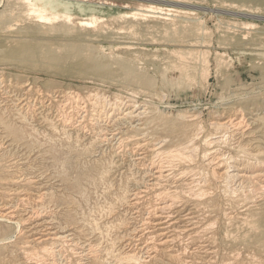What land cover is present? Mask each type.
<instances>
[{
    "label": "rangeland",
    "instance_id": "rangeland-1",
    "mask_svg": "<svg viewBox=\"0 0 264 264\" xmlns=\"http://www.w3.org/2000/svg\"><path fill=\"white\" fill-rule=\"evenodd\" d=\"M25 1L0 0V264H117L134 252L126 264H264V193L233 192L207 160L264 164V0H60L72 19L54 23H38ZM92 16L104 21L80 24ZM135 105L146 114L93 120ZM67 115L82 122L65 126ZM237 116L241 135L207 145L227 133L212 122ZM192 138L199 152L170 158L150 184V161ZM163 190L172 206L154 211Z\"/></svg>",
    "mask_w": 264,
    "mask_h": 264
},
{
    "label": "bare ground",
    "instance_id": "bare-ground-1",
    "mask_svg": "<svg viewBox=\"0 0 264 264\" xmlns=\"http://www.w3.org/2000/svg\"><path fill=\"white\" fill-rule=\"evenodd\" d=\"M11 1V0H10ZM16 1V0H15ZM187 1V0H186ZM5 2V1H4ZM24 3H28V6H29V10L27 11L30 15H33L35 18V20L36 21H38V23L39 22H41V23H47V22H50V23H54V21L56 20V19H58L59 20V18L61 17L62 19V21H64L65 19H68V20H71L72 19V9H73V4L71 3V2H62V1H60V0H26ZM3 4V3H2ZM16 5V4H15ZM178 5V4H177ZM228 5V4H227ZM227 5H225V6H227ZM9 6V5H8ZM27 6V5H26ZM180 6V5H179ZM229 7V6H228ZM231 7H234V6H232L231 5ZM27 8V7H26ZM154 8V7H153ZM184 8V7H183ZM16 9H17V7H16ZM160 9V8H159ZM242 9V8H241ZM8 10H9V8H8ZM161 10V9H160ZM194 10V9H193ZM196 10V9H195ZM244 10V9H243ZM256 10V9H255ZM18 11V10H17ZM30 11V12H29ZM81 11V10H80ZM142 11V10H141ZM169 11V10H168ZM247 11V10H246ZM149 12H151V10L149 11ZM157 12V11H156ZM155 12V13H156ZM178 12V11H177ZM248 12V11H247ZM251 12V11H250ZM256 12V11H255ZM24 13V12H23ZM80 13V12H79ZM154 13V12H153ZM161 13H163L162 11H161ZM160 13V14H161ZM180 13V12H179ZM13 14V13H12ZM19 14V13H18ZM133 14V13H132ZM136 14V13H135ZM163 14H165V13H163ZM187 14V13H186ZM26 15H28V14H26ZM138 14H136V16H137ZM139 15H140V13H139ZM166 15H167V13H166ZM169 15V14H168ZM175 15V14H174ZM184 15V14H183ZM11 16V15H10ZM19 16V15H18ZM125 16V15H124ZM133 16V15H132ZM132 16H129V17H132ZM141 16V15H140ZM177 16V15H176ZM24 17H25V15H24ZM120 17V16H119ZM123 17V16H122ZM122 17H120V19H122ZM133 17H135V16H133ZM144 17V16H143ZM153 17V16H152ZM178 17V16H177ZM186 17V16H185ZM12 18H13V16H12ZM25 18H28V17H25ZM63 18H65V19H63ZM126 18V17H125ZM124 18V19H125ZM127 18H128V16H127ZM137 18H138V16H137ZM137 18H135V19H137ZM140 18V17H139ZM155 18V17H154ZM187 18V17H186ZM15 19V18H14ZM112 19V18H111ZM134 19V20H135ZM140 19H142V18H140ZM160 19V18H159ZM164 19V18H163ZM169 19V18H168ZM167 19V20H168ZM189 19V18H188ZM5 20V19H4ZM24 20V19H23ZM30 20V19H29ZM31 20H33V19H31ZM54 20V21H53ZM61 20H59V21H61ZM68 20H65V21H67L68 22ZM101 21V19L100 18H97L96 16H92V17H90V18H87V19H84V20H81L80 21V24L81 25H92V24H95V23H97L98 21ZM3 21V20H2ZM19 21V20H18ZM34 21V20H33ZM53 21V22H52ZM57 21V20H56ZM99 21V22H100ZM104 20H102L101 22H103ZM112 21V20H111ZM114 21V20H113ZM147 20H145V22H146ZM11 22H13V21H11ZM16 22V21H15ZM119 22H121V21H119ZM175 22V21H174ZM14 23V22H13ZM17 23V22H16ZM16 23H14V24H16ZM21 23H23V21L21 22ZM36 23V22H35ZM40 23V24H41ZM68 24V23H67ZM18 25V24H17ZM70 25H71V22H70ZM199 25V24H198ZM202 25V24H201ZM16 26V25H15ZM21 26V25H20ZM51 26V25H50ZM94 26V25H93ZM174 26V25H173ZM185 26V25H184ZM96 27V26H95ZM237 27V26H236ZM244 27V26H243ZM246 27V26H245ZM252 27V26H251ZM8 28H10V27H8ZM7 28V29H8ZM47 28V27H46ZM70 28V27H69ZM135 28V27H134ZM174 28V27H173ZM175 28H177V27H175ZM41 29V28H40ZM50 29H51V27H50ZM110 29V28H109ZM178 29V28H177ZM247 29V28H246ZM254 29V28H253ZM15 30H16V28H15ZM45 30V29H44ZM61 30H62V28H61ZM87 30V29H86ZM92 30V29H91ZM154 30V29H153ZM8 31V30H7ZM130 31H132V30H130ZM151 31V30H150ZM149 30H148V32H150ZM175 31V30H174ZM200 31V30H199ZM13 32V31H12ZM15 32V31H14ZM62 32H64V30H62ZM69 33H70V31H68ZM111 32V31H110ZM127 32H129V31H127ZM145 32V31H144ZM152 32V31H151ZM163 32H164V30H163ZM173 32V31H172ZM184 32V31H183ZM186 32H187V30H186ZM45 33V32H44ZM67 33V32H66ZM65 33V34H66ZM119 33V32H118ZM123 32L121 31V34H122ZM132 33V32H131ZM157 33V32H156ZM174 33V32H173ZM200 33V32H199ZM199 33H198V35H199ZM205 33V32H204ZM207 33H209V32H206V34ZM228 33V32H227ZM230 33V32H229ZM15 34V33H14ZM82 34V33H81ZM95 34V33H94ZM127 34V33H126ZM130 34V33H129ZM27 35V34H26ZM53 35V34H52ZM120 35V34H119ZM134 35V34H133ZM165 34L163 33V36H164ZM167 35H168V33H167ZM203 35V34H202ZM236 35V34H235ZM249 35V34H248ZM135 36V35H134ZM133 36V37H134ZM80 37V36H79ZM137 37V36H136ZM160 37V36H159ZM165 37V36H164ZM167 37V36H166ZM243 37V36H242ZM245 37H247L246 35H245ZM174 38H175V36H174ZM9 39V38H8ZM114 39V38H113ZM242 39H244V38H242ZM23 40H25V39H23ZM32 41V40H31ZM37 41V40H36ZM135 41H137L136 39H135ZM34 42V41H33ZM49 42V41H48ZM138 42V41H137ZM232 42V41H231ZM56 43H57V41H56ZM152 43V42H151ZM116 44V43H115ZM153 44H154V42H153ZM223 45V44H222ZM251 45V44H250ZM224 46V45H223ZM249 49V48H248ZM203 51V50H202ZM131 53V52H130ZM186 53V52H185ZM189 53V52H188ZM193 54H195V53H193ZM90 55V54H89ZM92 55V54H91ZM104 55V54H103ZM136 55V54H135ZM184 55V54H183ZM189 55V54H188ZM192 55V54H191ZM215 55V54H214ZM216 55H218L217 53H216ZM223 55V54H222ZM221 55V56H222ZM96 56V55H95ZM122 56V55H121ZM120 56V57H121ZM172 56H173V54H172ZM176 55H174V57H175ZM179 56V55H178ZM219 56V55H218ZM94 57V56H93ZM97 57V56H96ZM95 57V58H96ZM113 57V56H112ZM141 57V56H140ZM188 57V56H187ZM191 57V56H190ZM190 57H188V59L190 58ZM206 57V56H205ZM135 58V57H134ZM92 59V58H91ZM103 60H105V57L104 58H102ZM119 59V58H118ZM181 59V58H180ZM184 59V58H183ZM192 59V58H191ZM98 60H99V58H98ZM111 60V59H110ZM137 60V59H136ZM201 60H203V59H201ZM90 61V60H89ZM88 61V62H89ZM198 61V60H197ZM197 61H194V62H197ZM205 61V60H204ZM115 62H117V61H115ZM123 62V61H122ZM218 62V61H217ZM221 62V61H220ZM93 63H94V61H93ZM113 63V62H112ZM130 63V62H129ZM139 63V62H138ZM115 64V63H114ZM137 64V63H136ZM144 64V63H143ZM180 64V63H179ZM188 64V63H187ZM202 64V63H201ZM205 64H206V62H205ZM106 65V64H105ZM128 65V64H127ZM203 66V65H202ZM205 67H207V66H210V65H204ZM121 67V66H120ZM128 67V66H127ZM172 68H174L173 66H171ZM188 68V67H187ZM186 68V69H187ZM78 69V68H77ZM83 69V68H82ZM107 69V68H106ZM122 69V68H121ZM182 69V68H181ZM185 69V68H184ZM207 69V68H206ZM82 71V70H81ZM113 71H114V69H113ZM178 71V70H177ZM180 71H183V74H184V70H180ZM188 71V70H187ZM206 71V70H205ZM80 72V71H79ZM204 72V71H203ZM187 75V74H186ZM205 75V74H204ZM209 75V74H208ZM124 76V75H123ZM145 78V77H144ZM185 78V77H184ZM206 83V82H205ZM72 92V91H71ZM76 93V92H75ZM92 94V93H91ZM128 94V93H127ZM100 95H102V94H100ZM108 95V94H107ZM131 95H133V94H131ZM135 95V94H134ZM49 96V95H48ZM73 96V95H72ZM81 97V96H80ZM72 98V97H71ZM89 98V97H88ZM93 99V98H92ZM82 100V99H81ZM100 100V99H99ZM109 100V99H108ZM123 100V99H122ZM130 100V99H129ZM50 101V100H49ZM55 101V100H54ZM88 101V100H87ZM81 102V101H80ZM79 102V103H80ZM94 102V101H93ZM92 102V103H93ZM125 102V101H124ZM43 103V102H42ZM41 103V104H42ZM69 103V102H68ZM91 103V104H92ZM53 104V103H52ZM81 104H82V102H81ZM83 104H85V103H83ZM44 105V104H43ZM65 105V104H64ZM80 105V104H79ZM127 105V104H126ZM45 106V105H44ZM62 106V105H61ZM61 106H59L58 105V107H61ZM97 106V105H96ZM107 106V105H106ZM124 106V105H123ZM77 107V106H76ZM64 108V107H63ZM82 109H83V107H81ZM106 108V107H105ZM124 108V107H123ZM140 107H138L137 105H135V107H133V108H126V109H119V108H112V109H104V110H96V113L94 114V117H93V120H95V121H97L98 123H99V121L100 120H103V117H105V119L107 118V119H110L111 117H112V115L113 116H117V115H120V114H123L122 116L124 117V116H126V117H130V118H135V117H141L142 115H144V114H146V109H139ZM143 108H145V107H143ZM37 109V108H36ZM41 109V108H40ZM57 109V108H56ZM59 109V108H58ZM95 109V108H94ZM34 110V109H33ZM71 110V109H70ZM75 110V109H74ZM84 110V109H83ZM36 111V110H35ZM77 111V110H76ZM230 111V110H229ZM53 112V111H52ZM67 112V111H66ZM70 111H68V113H69ZM74 112V111H73ZM72 112V113H73ZM84 112V111H83ZM58 113V112H57ZM76 113V112H75ZM182 113V112H181ZM221 113V112H220ZM239 113H240V111H239ZM42 114V113H41ZM66 114V113H65ZM79 114H81V113H79ZM79 114H78V117H79ZM85 114V113H84ZM93 114V113H92ZM186 114V113H185ZM190 114V113H189ZM228 114V113H227ZM234 114H235V112H234ZM58 115H60V114H58ZM57 115V116H58ZM63 115V114H62ZM87 115V114H86ZM191 115V114H190ZM61 116V115H60ZM83 116V115H82ZM121 116V117H122ZM194 116V115H193ZM193 116H191V117H193ZM229 116V115H228ZM51 117V116H50ZM62 117V116H61ZM78 117H76L77 119H78ZM84 117V116H83ZM120 117V118H121ZM164 117V116H163ZM182 117H184V116H182ZM181 117V118H182ZM225 117V116H224ZM56 118H58V117H56ZM60 118V117H59ZM76 118H74L73 116H70V115H67V116H65V117H63V119L61 120V122L65 125V126H74L75 124H77L79 121L76 119ZM80 119L82 118V117H79ZM91 118V117H90ZM187 118V117H186ZM190 118V117H189ZM227 118V117H226ZM245 118V117H244ZM193 119V118H192ZM191 119V120H192ZM216 119V118H215ZM220 119V118H219ZM225 119V118H224ZM243 119V118H242ZM242 119H239L238 118V116L237 117H234V118H229L228 120H217V121H214V122H212L211 124L213 125V127L215 128V129H227V133L225 134V135H222V136H212V137H208V139H205L206 140V142H207V145H209V146H211V145H215V144H218V143H221L224 139L223 138H226V137H229V138H232V137H234V136H236V135H241V133L243 132V128H244V121L242 120ZM59 120V119H58ZM81 120H83V119H81ZM128 120V119H127ZM195 120V119H194ZM48 121V120H47ZM55 121V120H54ZM53 121V122H54ZM56 121H57V119H56ZM90 120H88V122H89ZM110 121V120H109ZM113 121V120H112ZM186 121V120H185ZM199 121V120H198ZM51 122V121H50ZM80 122H82V121H80ZM96 122V123H97ZM104 122V121H103ZM108 122V121H107ZM52 123V122H51ZM55 123V122H54ZM95 123V122H94ZM101 123V122H100ZM116 123V122H115ZM163 124H164V122H162ZM161 123V124H162ZM79 124H81V123H79ZM90 124H92V123H90ZM111 124V123H110ZM193 124V123H192ZM62 125V124H61ZM95 125V124H94ZM132 125V124H131ZM90 126V125H89ZM93 126V125H92ZM161 126V125H160ZM166 126V125H165ZM199 126V125H198ZM96 127V126H95ZM162 127V126H161ZM160 127V129H162ZM174 127V126H173ZM187 127V126H186ZM53 128V127H52ZM55 128V127H54ZM73 128V127H72ZM71 128V129H72ZM105 128V127H104ZM157 128V127H156ZM61 129V128H60ZM66 129V128H65ZM85 129V128H84ZM97 129V128H96ZM154 129V128H153ZM199 129H201V128H199ZM63 130V129H62ZM79 131L81 130V129H78ZM87 130V129H86ZM183 130V129H182ZM189 130V129H188ZM203 130V129H202ZM54 131H55V129H54ZM64 131H67V130H64ZM83 131V130H82ZM166 131V130H165ZM245 131V130H244ZM100 132V131H99ZM84 133V132H83ZM98 133V132H97ZM104 133H107V132H104ZM147 133V132H146ZM179 133V132H178ZM197 133V132H196ZM201 133V132H200ZM254 133V132H253ZM100 134V133H99ZM168 134V133H167ZM185 135H186V133H184ZM215 134V133H214ZM219 134V133H218ZM142 135V134H141ZM140 135V136H141ZM206 135V134H205ZM227 135V136H226ZM143 136V135H142ZM156 136V135H155ZM181 136V135H180ZM198 136V135H197ZM249 136H250V134H249ZM95 137V136H94ZM143 137H145V136H143ZM146 137H148V136H146ZM151 137V136H150ZM157 137V136H156ZM199 137V136H198ZM107 138V137H106ZM139 138V137H138ZM152 138V137H151ZM164 138V137H163ZM168 138V137H167ZM207 138V137H206ZM236 138V137H235ZM239 138V137H238ZM104 139V138H103ZM109 139V138H108ZM153 139H156V138H153ZM170 139H172V138H170ZM195 139H196V137H195ZM204 139V138H203ZM227 139V138H226ZM234 139V138H233ZM237 139V138H236ZM241 139V138H240ZM243 139V138H242ZM260 139V138H259ZM98 140V139H97ZM107 140V139H106ZM168 140V139H167ZM166 140V141H167ZM180 140V139H179ZM204 140V141H205ZM252 140V139H251ZM101 141V140H100ZM160 140H158V142H159ZM163 141V140H162ZM165 141V140H164ZM177 141V140H176ZM227 141V140H226ZM234 141V140H233ZM142 142V141H141ZM157 142V143H158ZM179 142V141H178ZM122 143V142H121ZM137 143H138V141H137ZM153 144H154V142H152ZM156 143V142H155ZM156 143V144H157ZM164 143V142H163ZM175 143V142H174ZM252 143V142H251ZM149 144V143H148ZM151 144V143H150ZM161 144V143H160ZM202 144H204V142L202 143ZM206 144V143H205ZM243 144V143H242ZM138 145V144H137ZM142 145H144V144H142ZM177 145H179L178 143H177ZM194 145V138H192V139H190L189 141H187V142H185L184 144H182V146L181 147H176L175 149H172V150H170L168 153H167V155H165V156H167V157H162V156H160V157H162V158H159V157H156V158H159L158 160H152V162L150 161V164H148V165H150L151 166V169L153 170V173H151L150 174V177H151V179H150V181H151V183L150 184H152V185H154V184H157L163 177H165L166 176V174L168 173H166V174H164L165 173V171H166V168L167 167H169V164L171 163L170 162V158H179V157H181V158H184V155H186V154H188V155H190L191 157H193L194 156V151L196 150L195 149V147L193 146ZM221 145V144H220ZM226 145V144H225ZM136 146V145H135ZM148 146V145H147ZM152 146V145H151ZM157 146H158V144H157ZM175 146V145H174ZM173 146V147H174ZM233 146V145H232ZM240 146V145H239ZM144 147H145V145H144ZM206 147V146H205ZM231 147V146H230ZM244 147V146H243ZM246 147V146H245ZM252 147V146H251ZM141 148V147H140ZM204 148V147H203ZM209 148V147H208ZM232 148V147H231ZM247 148V147H246ZM253 148V147H252ZM154 150H157V149H159V146L158 147H156V146H154V148H153ZM171 149V148H170ZM215 149H217V148H215ZM228 149V148H227ZM241 149V148H240ZM239 149V150H240ZM135 150H136V148H135ZM198 150V149H197ZM196 150V151H197ZM223 150V149H222ZM235 150H237V149H235ZM242 150H244V149H242ZM160 151V150H159ZM159 151H158V153H159ZM206 151V150H205ZM217 151V150H216ZM221 151V150H220ZM133 152H135V151H133ZM156 152V151H155ZM197 152H199V151H197ZM211 152V151H210ZM214 153L213 154H211V156L209 157V158H207V160H208V164H211V163H214L215 161H219V162H221V168H220V172H218V175H219V177H223V180H224V178H225V183H226V185H224V186H226L227 188H229L230 190H233V192L235 191H241V192H248V193H252V194H255L256 192H259V193H264V164L263 163H261V162H259V160L258 161H249V160H242L241 158L239 159V158H235L233 155H230V154H226V153H224V152H215V151H213ZM240 152H244V151H240ZM247 152V151H246ZM131 153V152H130ZM140 153V152H139ZM162 153V152H161ZM166 153V152H165ZM237 153V152H236ZM239 153V152H238ZM257 153V152H256ZM132 154V153H131ZM145 154V153H144ZM152 154V153H151ZM155 154H157V153H155ZM196 154V153H195ZM205 154H206V152H205ZM235 154V153H234ZM255 154V153H254ZM259 154V153H258ZM158 155V154H157ZM193 155V156H192ZM260 155V154H259ZM150 156V155H149ZM154 156V155H153ZM197 156H198V154H197ZM196 156V157H197ZM203 156V155H202ZM235 156H237V155H235ZM240 156V155H239ZM243 156V155H242ZM251 156V155H250ZM257 156V155H256ZM262 156V155H261ZM155 157V156H154ZM188 157V156H187ZM204 157H205V155H204ZM132 158V157H131ZM136 158V157H135ZM137 158H139V157H137ZM198 158V157H197ZM248 158H251V157H248ZM255 158V157H254ZM258 158V157H257ZM190 159V158H189ZM188 159V160H189ZM252 159V158H251ZM151 160V159H150ZM172 160V159H171ZM174 160V159H173ZM176 160H178V159H176ZM186 160V159H185ZM187 160V161H188ZM134 161V160H133ZM170 162V163H169ZM180 162H182V161H180ZM136 163H137V161H136ZM134 164V163H133ZM144 164V163H143ZM206 164H207V162H206ZM141 165V164H140ZM145 166H147V165H145ZM171 166V165H170ZM187 167V166H186ZM205 167V166H204ZM148 168V167H147ZM206 168H208V167H206ZM216 168V167H215ZM141 169H142V167H141ZM173 168H171V170H172ZM193 169V168H192ZM148 170V169H147ZM207 170V169H206ZM213 170V169H212ZM189 171H190V169H189ZM195 171V170H194ZM197 171V170H196ZM216 171V170H215ZM191 172H193V171H191ZM208 172V171H207ZM150 172H148V174H149ZM213 173V172H212ZM174 174V173H173ZM210 174V173H209ZM208 174V175H209ZM146 175V174H145ZM178 175H180V174H178ZM201 175V174H200ZM205 175V174H204ZM207 175V174H206ZM172 176V175H171ZM170 176V177H171ZM195 176V175H194ZM212 176H214V175H212ZM16 177V176H15ZM179 177V176H178ZM192 177V176H191ZM199 177V176H198ZM149 178V177H148ZM192 178H195V177H192ZM166 179V178H165ZM173 179V178H172ZM218 179V178H217ZM20 180V179H19ZM204 180V179H203ZM173 181V180H172ZM192 181V180H191ZM198 181V180H197ZM145 182H147V181H145ZM168 182V181H167ZM179 182H181V181H179ZM186 182V181H185ZM198 182H200V181H198ZM205 182V181H204ZM214 182H216L215 180H214ZM220 182V181H219ZM222 182V181H221ZM182 183V182H181ZM202 183V182H201ZM224 183V182H223ZM148 184V183H147ZM195 184H197V183H195ZM194 184V185H195ZM204 184V183H203ZM163 185V184H162ZM170 185H173V183L172 184H170ZM198 185H200V184H198ZM206 185V184H205ZM216 185V184H215ZM155 186V185H154ZM217 186H219V185H217ZM144 187V186H143ZM153 187V186H152ZM158 187V186H157ZM188 188H189V186H187ZM225 187V188H226ZM187 188V189H188ZM206 188V187H205ZM218 188V187H217ZM222 188H224V187H222ZM191 189V188H190ZM16 190V189H15ZM21 190V189H20ZM140 190V189H139ZM152 190V189H151ZM174 190V189H173ZM186 190V189H185ZM211 190V189H210ZM219 190V189H218ZM223 190V189H222ZM23 191V190H22ZM28 191V190H27ZM144 191V190H143ZM164 192L163 193H159V192H157V193H159V199L158 200H160V202L157 204V206H156V208H155V210L154 211H157V210H165V209H167V207H170V205H171V201H167V197L169 196V194L168 193H165V190H163ZM175 191V190H174ZM180 191V190H179ZM204 191V190H203ZM212 191V190H211ZM13 192V191H12ZM15 192V191H14ZM161 192V191H160ZM167 192H169V191H167ZM177 192V191H176ZM187 192V191H186ZM227 192V191H226ZM11 193V192H10ZM23 193V192H22ZM137 193V192H136ZM182 193V192H181ZM190 194H192L193 192H189ZM211 193V192H210ZM237 193V192H236ZM247 193V194H248ZM134 194H135V192H134ZM138 194V193H137ZM182 194H184V193H182ZM198 194V193H197ZM216 194V193H215ZM235 194V193H234ZM243 194V193H242ZM122 195H124V194H122ZM194 195V194H193ZM218 195V194H217ZM216 195V196H217ZM226 195V194H225ZM238 195V194H237ZM248 195H250V194H248ZM247 195V196H248ZM264 195V194H263ZM133 196V195H132ZM158 196V195H157ZM172 196V195H171ZM179 196V195H178ZM187 196V195H186ZM196 196V195H195ZM215 196V195H214ZM215 196V197H216ZM229 196V195H228ZM234 196V195H233ZM242 197H243V195H241ZM245 196V195H244ZM251 196V195H250ZM258 196H260V195H258ZM12 197V196H11ZM28 197V196H27ZM125 197V196H124ZM140 197V196H139ZM155 197V196H154ZM174 197V196H173ZM197 197H198V195H197ZM204 197V196H203ZM241 197V198H242ZM264 197V196H263ZM8 198V197H7ZM25 198V197H24ZM29 198V197H28ZM27 198V199H28ZM175 198V197H174ZM173 198V199H174ZM178 198V197H177ZM191 198V197H190ZM193 198V197H192ZM201 198V197H200ZM199 197L197 198V199H200ZM226 198V197H225ZM237 198H239V197H237ZM249 198V197H248ZM256 198V197H255ZM13 199V198H12ZM32 199V198H31ZM164 199V200H163ZM172 199V201H174ZM247 199V198H246ZM260 199V198H259ZM262 199V198H261ZM2 200V199H1ZM15 200V199H14ZM126 200V199H125ZM163 200V201H162ZM169 200V199H168ZM178 200V199H177ZM251 200H253V199H251ZM256 200V199H255ZM123 201H124V199H123ZM246 201V200H245ZM254 201V200H253ZM263 201V200H262ZM1 202V201H0ZM5 202V201H4ZM3 202V203H4ZM29 202V201H28ZM126 202V201H125ZM130 202V201H129ZM134 202H136V201H134ZM138 202V201H137ZM158 202V201H157ZM230 202V201H229ZM8 203V202H7ZM33 203V202H32ZM127 203V202H126ZM130 203H132V202H130ZM226 203V202H225ZM252 203V202H251ZM12 204V203H11ZM186 204V203H185ZM229 204V203H228ZM253 204V203H252ZM251 204V205H252ZM5 205V204H4ZM126 205V204H125ZM153 205V204H152ZM3 206V205H2ZM128 206V205H127ZM172 206V205H171ZM177 206V205H176ZM175 206V207H176ZM185 206V205H184ZM249 206V205H248ZM14 207V206H13ZM137 207V206H136ZM219 207H220V205H219ZM4 208V207H3ZM16 208V207H15ZM14 208V209H15ZM13 209V208H12ZM12 209H11V211H12ZM20 209V208H19ZM149 209H151V208H149ZM195 209H197V208H195ZM37 210V209H36ZM39 210V209H38ZM110 210V209H109ZM194 210V209H193ZM201 210V209H200ZM10 211V210H9ZM8 212V211H7ZM18 213V212H17ZM34 213V212H33ZM37 214H38V212H36ZM155 213V212H154ZM153 213V214H154ZM224 213V212H223ZM245 213V212H244ZM263 213V212H262ZM26 214V213H25ZM27 214H29V213H27ZM3 215V214H2ZM14 215H15V213H14ZM17 215V214H16ZM39 215V214H38ZM38 215H36V216H38ZM156 215V214H155ZM213 215V214H212ZM251 215V214H250ZM5 217H8V215H4ZM20 216V215H19ZM35 216V217H36ZM169 216V215H168ZM205 216V215H204ZM237 216V215H236ZM239 216V215H238ZM16 217V216H15ZM28 217H30V216H28ZM27 217V218H28ZM33 217H34V215H33ZM154 217V216H153ZM190 217V216H189ZM240 217V216H239ZM21 218V217H20ZM24 218V217H23ZM26 218V219H27ZM39 218V217H38ZM91 218V217H90ZM177 218V217H176ZM1 219H3V218H1ZM5 219V218H4ZM3 219V220H4ZM15 219V218H14ZM26 219H24V220H26ZM10 220V219H9ZM30 220H32V219H30ZM145 220V219H144ZM167 220V219H166ZM194 220V219H193ZM13 221V220H12ZM16 221V220H15ZM36 221V220H35ZM157 221V220H156ZM165 221V220H164ZM22 222V221H21ZM95 222V224H97L96 222L97 221H94ZM94 222H92L93 224H94ZM247 222V221H246ZM25 223V222H24ZM117 223V222H116ZM144 223V222H143ZM152 223V222H151ZM157 223V222H156ZM242 223V222H241ZM102 224V223H101ZM125 224V223H124ZM148 224H149V222H148ZM179 224V223H178ZM107 225V224H106ZM105 225V226H106ZM119 225V224H118ZM89 226V225H88ZM92 225H90L89 227H91ZM95 226V225H94ZM102 226V225H101ZM109 226V225H108ZM107 226V228H109ZM115 226V225H114ZM120 226V225H119ZM197 226V225H196ZM96 227V226H95ZM98 227V226H97ZM122 227V226H121ZM150 227V226H149ZM158 227V226H157ZM161 227V226H160ZM164 227V226H163ZM195 227V226H194ZM211 227V226H210ZM93 228V227H92ZM91 228V229H92ZM99 228V227H98ZM98 228H95V229H97L98 231H99V229ZM140 228V227H139ZM142 228V227H141ZM186 228V227H185ZM205 228V227H204ZM229 228V227H228ZM153 229H155V228H153ZM189 229V228H188ZM33 230V229H32ZM37 230V229H36ZM97 230H96V232H97ZM102 230V228L100 229V231ZM137 230H139V229H137ZM171 230V229H170ZM93 231H94V229H93ZM143 231H145V230H143ZM201 231V230H200ZM30 232V231H29ZM92 232V231H91ZM165 232H167V231H165ZM197 232V231H196ZM124 233V232H123ZM129 233V232H128ZM135 233V232H134ZM143 233V232H142ZM190 233V232H189ZM65 234V233H64ZM107 234V233H106ZM194 234V233H193ZM235 234V233H234ZM245 234V233H244ZM69 235V234H68ZM100 235V234H99ZM131 235V234H130ZM190 235V234H189ZM196 235V234H195ZM40 236V235H39ZM59 236V235H58ZM66 236V235H65ZM92 236V235H91ZM166 236V235H165ZM175 236V235H174ZM233 236V235H232ZM55 237H57V236H55ZM60 237V236H59ZM102 237V236H101ZM127 237V236H126ZM136 237V236H135ZM173 237V236H172ZM234 237V236H233ZM63 238V237H62ZM71 238V237H70ZM177 238V237H176ZM30 239V238H29ZM46 239V238H45ZM65 239V238H64ZM63 239V240H64ZM128 239H130V238H128ZM171 239V238H170ZM1 240V239H0ZM71 240V239H70ZM121 240V239H120ZM160 239H158V241H159ZM167 240V239H166ZM39 241V240H38ZM147 241H149L148 239H147ZM26 242V241H25ZM68 242V241H67ZM110 242V241H109ZM114 242V241H113ZM116 242V241H115ZM1 243V242H0ZM59 243V242H58ZM73 243V242H72ZM74 243H76V242H74ZM103 243V242H102ZM101 243V244H102ZM129 243V242H128ZM156 243V242H155ZM166 243V242H165ZM57 244V243H56ZM68 244H70V242H68ZM79 244V243H78ZM87 244V243H86ZM113 244V243H112ZM27 245V244H26ZM25 245V246H26ZM31 245V244H30ZM64 245H66V244H64ZM73 245V244H72ZM76 245H77V243H76ZM91 245V244H90ZM136 245V244H135ZM145 245V244H144ZM60 246H62V245H60ZM75 246V245H74ZM99 246L100 245H98V246H96V247H98L99 248ZM115 246V245H114ZM142 246V245H141ZM154 246V245H153ZM54 247V246H53ZM79 247H81V246H79ZM82 247H84V246H82ZM89 247V246H88ZM88 247H87V249H88ZM94 247H95V245H94ZM95 247V248H96ZM147 247H149V246H147ZM44 248H45V246H44ZM77 248V247H76ZM85 248V247H84ZM90 248V247H89ZM146 248V247H145ZM152 248V247H151ZM157 248V247H156ZM58 249V248H57ZM72 249V248H71ZM112 249V248H111ZM159 249V248H158ZM166 249V248H165ZM50 250V249H49ZM75 250V249H74ZM98 250V249H97ZM107 250V249H106ZM135 250V249H134ZM139 250V249H138ZM141 250H142V247H141ZM164 250V249H163ZM51 251H53L52 249L50 250V251H48V249L46 250V251H44V252H51ZM77 251V250H76ZM100 251V250H99ZM117 251V250H116ZM136 251V250H135ZM216 251V250H215ZM56 253H57V251H55ZM73 252H75V251H73ZM86 252V251H85ZM92 252V251H91ZM93 252H94V250H93ZM112 252V251H111ZM131 252V251H130ZM133 252V251H132ZM142 252V251H141ZM146 252V251H145ZM37 253V252H36ZM43 253V252H42ZM54 253V252H53ZM77 253V252H76ZM81 253V252H80ZM89 253V252H88ZM119 253V252H118ZM135 253V252H134ZM134 253H127L126 255H124V256H119L118 257V255H117V258H116V263L117 264H126V263H129V262H131V261H139L140 260V255L139 256H137V254H134ZM46 254V253H45ZM89 254H91V253H89ZM94 254V253H93ZM99 254V253H98ZM114 254V253H113ZM117 254V253H116ZM115 254V255H116ZM142 254V253H141ZM170 254V253H169ZM168 254V255H169ZM178 254V253H177ZM232 254V253H231ZM28 255V254H27ZM52 255V254H51ZM50 255V256H51ZM56 255V254H55ZM97 255V254H96ZM95 255V256H96ZM32 256V255H31ZM34 256V255H33ZM92 256V255H91ZM94 256V257H95ZM98 256V255H97ZM96 256V257H97ZM81 257V256H80ZM144 257V256H143ZM172 257V256H171ZM177 257V256H176ZM32 258V257H31ZM50 258H52V257H50ZM27 259V258H26ZM44 259V258H43ZM99 259V258H98ZM113 260H114V258H112ZM111 259V260H112ZM179 259V258H178ZM28 260H30L29 258H28ZM36 260V259H35ZM35 260H33V263H35L34 261ZM50 260V259H49ZM143 260V259H142ZM254 260H255V258H254ZM259 260V259H258ZM41 261V260H40ZM108 261V260H107ZM115 261V260H114ZM144 261H145V259H144ZM28 262V261H27ZM30 262V261H29ZM44 262H45V260H44ZM48 262V261H47ZM54 262V261H53ZM110 262H112V261H110ZM167 262V261H166ZM39 263V262H38ZM37 263V264H38ZM46 263V262H45ZM52 263V262H51ZM57 263V262H56ZM138 263V262H137ZM50 264V263H49ZM54 264V263H53ZM237 264V263H236ZM262 264V263H261Z\"/></svg>",
    "mask_w": 264,
    "mask_h": 264
}]
</instances>
